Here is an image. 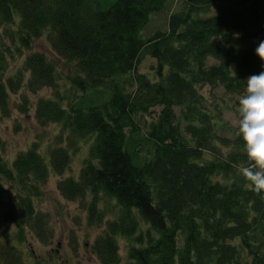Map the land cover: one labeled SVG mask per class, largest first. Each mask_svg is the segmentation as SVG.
<instances>
[{
	"label": "trees",
	"instance_id": "1",
	"mask_svg": "<svg viewBox=\"0 0 264 264\" xmlns=\"http://www.w3.org/2000/svg\"><path fill=\"white\" fill-rule=\"evenodd\" d=\"M42 37L64 69L33 49ZM262 40L264 0H0V115L33 111L58 129L47 151L37 139L12 159L0 135V224L47 244L39 205L56 174L88 224L105 226L101 264H264V201L224 117L264 71ZM84 150L79 176L63 177ZM0 264H25L1 233Z\"/></svg>",
	"mask_w": 264,
	"mask_h": 264
},
{
	"label": "rangeland",
	"instance_id": "2",
	"mask_svg": "<svg viewBox=\"0 0 264 264\" xmlns=\"http://www.w3.org/2000/svg\"><path fill=\"white\" fill-rule=\"evenodd\" d=\"M164 19L165 14L155 17L148 28V33L153 32L159 25L163 24ZM33 49L46 53L51 58L57 60L63 68L62 59L54 52L46 37L37 39L34 42ZM153 63L155 64L152 59H145L141 63V69L149 71ZM43 93L48 94L47 91ZM223 95L224 91L220 89L215 97L219 100L223 98ZM225 106L224 117L232 125H237L239 106L236 103L234 106L232 103L229 106ZM57 133L58 129L54 125L49 127L40 126L33 111H30L28 114H21L19 111L13 109L9 117L0 115V135L6 141V156L9 159H12L19 151L29 147L37 139L38 141L41 140V146L44 148L49 143L52 145ZM45 151H47L46 148ZM85 155V150L76 155L74 154L71 166L63 177L69 175L78 177ZM60 178V175H51L44 186V200L39 205V207L49 213L51 218V227L49 229L51 234L48 243H43L35 234L29 231L26 236V242L20 244L14 240L15 227L5 223L0 224L2 240L5 243L11 242L15 249L17 248L21 251L25 264H32L36 259H41L40 263L44 264L51 257L56 264H64L66 260H69L67 264H79V260L85 264H101L93 252L92 245L97 237L104 232L105 226H91L88 224L87 215L82 212L80 203L68 201L61 195L58 189ZM74 244L77 246L76 249H74ZM121 256L123 262H126L124 243L121 244Z\"/></svg>",
	"mask_w": 264,
	"mask_h": 264
},
{
	"label": "clouds",
	"instance_id": "3",
	"mask_svg": "<svg viewBox=\"0 0 264 264\" xmlns=\"http://www.w3.org/2000/svg\"><path fill=\"white\" fill-rule=\"evenodd\" d=\"M255 54L264 62V40L258 43ZM238 103L237 134L247 158V165L239 172L249 189L264 201V71L247 78L245 93L238 97Z\"/></svg>",
	"mask_w": 264,
	"mask_h": 264
},
{
	"label": "flooded vegetation",
	"instance_id": "4",
	"mask_svg": "<svg viewBox=\"0 0 264 264\" xmlns=\"http://www.w3.org/2000/svg\"><path fill=\"white\" fill-rule=\"evenodd\" d=\"M58 252H60V251H58ZM60 257H62V256H60ZM64 262L69 263V260H66V261H64ZM64 264H65V263H64Z\"/></svg>",
	"mask_w": 264,
	"mask_h": 264
}]
</instances>
